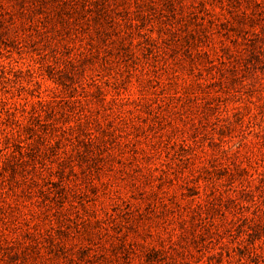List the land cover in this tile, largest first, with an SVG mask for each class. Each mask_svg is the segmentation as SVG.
<instances>
[{"label":"rangeland","instance_id":"1","mask_svg":"<svg viewBox=\"0 0 264 264\" xmlns=\"http://www.w3.org/2000/svg\"><path fill=\"white\" fill-rule=\"evenodd\" d=\"M0 264H264V0H0Z\"/></svg>","mask_w":264,"mask_h":264}]
</instances>
